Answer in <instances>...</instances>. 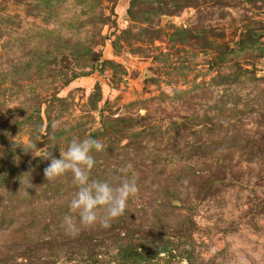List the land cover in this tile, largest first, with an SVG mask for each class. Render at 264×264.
<instances>
[{
    "label": "rangeland",
    "instance_id": "374dc122",
    "mask_svg": "<svg viewBox=\"0 0 264 264\" xmlns=\"http://www.w3.org/2000/svg\"><path fill=\"white\" fill-rule=\"evenodd\" d=\"M88 137L138 192L71 236ZM0 264H264V0H0Z\"/></svg>",
    "mask_w": 264,
    "mask_h": 264
},
{
    "label": "clouds",
    "instance_id": "9594fccd",
    "mask_svg": "<svg viewBox=\"0 0 264 264\" xmlns=\"http://www.w3.org/2000/svg\"><path fill=\"white\" fill-rule=\"evenodd\" d=\"M104 147L103 143L91 137L74 138L59 158L52 157L47 151L40 155L50 160L44 170L47 180L69 173L72 176L75 191L68 202V214L63 218V227L71 236L78 235L82 228L97 224L104 229L110 228L114 220L124 215L129 199L138 192L135 179L116 182L91 178L96 163L93 153L104 151ZM131 168L129 164L127 170ZM174 203L179 204V201Z\"/></svg>",
    "mask_w": 264,
    "mask_h": 264
}]
</instances>
